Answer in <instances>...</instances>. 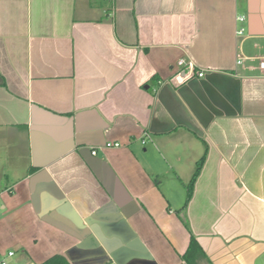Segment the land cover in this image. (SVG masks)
Returning <instances> with one entry per match:
<instances>
[{
	"label": "crops",
	"instance_id": "1",
	"mask_svg": "<svg viewBox=\"0 0 264 264\" xmlns=\"http://www.w3.org/2000/svg\"><path fill=\"white\" fill-rule=\"evenodd\" d=\"M262 57L264 0H0V255L264 264Z\"/></svg>",
	"mask_w": 264,
	"mask_h": 264
},
{
	"label": "trees",
	"instance_id": "2",
	"mask_svg": "<svg viewBox=\"0 0 264 264\" xmlns=\"http://www.w3.org/2000/svg\"><path fill=\"white\" fill-rule=\"evenodd\" d=\"M205 155H202L196 163L195 171L193 172L190 180L186 184V202L190 199L194 187V183L201 171L202 165L204 163ZM184 225L187 227V223L183 220ZM182 260L186 264H201V261L204 264H212L206 254L202 251L195 237L191 234L189 245L186 251L181 256ZM39 264H70L67 259L59 254H54L49 258L45 259Z\"/></svg>",
	"mask_w": 264,
	"mask_h": 264
},
{
	"label": "built area",
	"instance_id": "3",
	"mask_svg": "<svg viewBox=\"0 0 264 264\" xmlns=\"http://www.w3.org/2000/svg\"><path fill=\"white\" fill-rule=\"evenodd\" d=\"M236 20L239 22V23H242L245 21V16L244 15H238L236 16ZM245 31V27L243 26H239L237 29H236V34L237 35H242ZM242 62V59H238L237 60V63H241ZM178 66L180 67H185V66H190L189 63H186L183 59H180L178 62H177ZM257 68L258 70L264 75V57L260 58L258 60V63H257ZM197 75L198 76H202L203 75V71H198L197 72ZM110 145V144H108ZM115 146H118L119 144L118 143H114ZM92 154H95V151H92ZM14 255V251L10 250V251H7L6 253L4 254H1L0 255V264H16V263H13L11 262V258L13 257ZM108 264H115L114 262H109Z\"/></svg>",
	"mask_w": 264,
	"mask_h": 264
}]
</instances>
